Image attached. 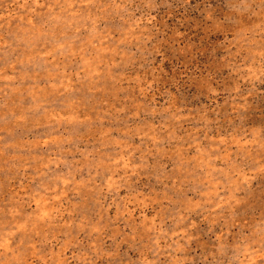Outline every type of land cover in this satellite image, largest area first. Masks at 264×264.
I'll return each instance as SVG.
<instances>
[{"label":"rangeland","instance_id":"rangeland-1","mask_svg":"<svg viewBox=\"0 0 264 264\" xmlns=\"http://www.w3.org/2000/svg\"><path fill=\"white\" fill-rule=\"evenodd\" d=\"M0 264H264V0H0Z\"/></svg>","mask_w":264,"mask_h":264}]
</instances>
